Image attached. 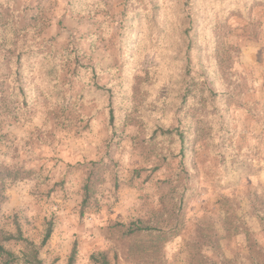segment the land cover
Returning <instances> with one entry per match:
<instances>
[{"label":"rangeland","instance_id":"1","mask_svg":"<svg viewBox=\"0 0 264 264\" xmlns=\"http://www.w3.org/2000/svg\"><path fill=\"white\" fill-rule=\"evenodd\" d=\"M84 1L86 12L76 14L69 0H0V170L25 172L24 178L5 183L0 237L20 231L36 245L43 264H67L74 245L75 264H94L90 256L99 253L110 264H220L221 253L249 264L241 230L264 251V221L257 215L264 214V8L249 6L246 17L232 15L234 9L226 17L216 15V45L207 56L213 54L227 90L235 138L222 163L195 148V192L185 210L183 231L167 244H156L157 257L139 259L133 258L118 225H170L163 215L165 191L159 186L165 171L148 179V171L139 179L132 177L133 170L153 166L136 151V130L122 129L114 141L103 114L90 107L82 114L64 106L49 109L36 83L30 88L28 108L11 92L10 55L28 44L60 59L73 45L80 50L81 64L103 72L100 84L110 81V69L118 67L119 60L105 31H117L123 0ZM247 23L258 25L255 40L244 29L250 28ZM157 62L156 54L141 52L132 72L133 103L149 112L164 93L156 77ZM72 70L66 66L61 76L69 80ZM91 162L99 164L94 174L103 181L96 184L81 216L88 175L83 164ZM51 220L53 233L41 247ZM3 245L18 258L14 264H24L21 241Z\"/></svg>","mask_w":264,"mask_h":264},{"label":"trees","instance_id":"2","mask_svg":"<svg viewBox=\"0 0 264 264\" xmlns=\"http://www.w3.org/2000/svg\"><path fill=\"white\" fill-rule=\"evenodd\" d=\"M68 5L76 14L85 13L88 8L84 0H69ZM122 6L117 31L113 34L111 29L105 31L119 60L118 67L110 69L109 82L100 84L103 72L96 66L81 64L80 50L73 45L65 49L60 59L39 46L28 44L17 51L13 49L10 55V84L12 94L24 108H28L32 99L30 88L36 83L49 109L64 106L82 114L83 109L90 107L91 112L103 114L114 141L120 139L122 129L136 130V151L153 166L150 170H133L132 177L139 179L148 171V179L157 171H165L166 178L159 186L165 191L163 215L170 228L144 225L141 221L118 227L130 245L133 258L151 259L157 257L156 244L171 242L184 229L185 210L195 192L196 171L191 164L197 152L195 148L222 163L224 151L235 138L227 90L222 86L213 54L207 56L216 45L212 32L215 18L226 17L232 9L236 11L232 15L246 17L249 6L264 8V0H141V3L123 0ZM246 20L249 21V16ZM249 27L244 29L249 30V39L255 40L258 25ZM141 52L157 55L156 77L164 87L162 100L151 112L136 108L132 100V72ZM70 65L73 67L71 78L65 80L61 74ZM75 87L78 89L73 97ZM83 165L88 175L82 188L81 216L87 210L96 184L103 181L101 175L94 174L98 163ZM24 177L25 172L0 170V207L5 200V183ZM257 215L263 224L264 214ZM53 227L51 220L41 247L49 241ZM240 233L249 249V264H264V251L252 243L247 230ZM11 240L23 243L24 264H43L36 245L23 238L20 231L0 237V264L18 261L4 248L3 243ZM76 254L74 245L67 264H75ZM220 258V264H240L235 259H227L223 253ZM90 260L94 264H110L104 253L93 254Z\"/></svg>","mask_w":264,"mask_h":264}]
</instances>
